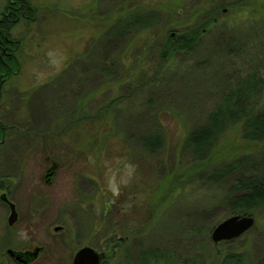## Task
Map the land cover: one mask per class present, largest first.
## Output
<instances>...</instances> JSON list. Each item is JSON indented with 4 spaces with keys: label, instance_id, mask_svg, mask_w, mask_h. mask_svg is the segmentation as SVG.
<instances>
[{
    "label": "rangeland",
    "instance_id": "rangeland-1",
    "mask_svg": "<svg viewBox=\"0 0 264 264\" xmlns=\"http://www.w3.org/2000/svg\"><path fill=\"white\" fill-rule=\"evenodd\" d=\"M239 1L30 0L37 14L11 31L21 41L20 68L12 65L0 102V122L8 129L0 146V188L10 190L21 214L10 227L9 210L0 203V264H15L8 248L34 243L46 245L36 264H72L85 246L104 252L107 264H128L142 247L172 248L195 216H205L208 227L232 216L217 205L226 184L199 178L182 146L215 106L214 86L229 77L264 79V0L236 6ZM10 2L16 1L0 0V20L8 16ZM138 6L160 12L171 7L172 13L162 12L163 24L152 33L111 39L107 33L119 18L113 12L123 16ZM216 8L215 21L191 54L161 61L167 36L205 24ZM151 39L157 43L150 46ZM228 47L231 55L224 51ZM156 114L163 117L166 143L150 156L139 138L157 125ZM44 149L55 150L51 158L63 162L49 187L38 183L47 164L37 150ZM251 159L264 160V142H246L239 123L228 129L203 169L210 174ZM129 163L135 174L113 196L107 179L122 178ZM248 170L249 164L243 171ZM35 208L37 217L31 215ZM253 217L254 226L238 239L221 242L219 249L208 246L204 264H216L218 252L229 250L263 259L264 215ZM21 229L29 239L20 238Z\"/></svg>",
    "mask_w": 264,
    "mask_h": 264
},
{
    "label": "trees",
    "instance_id": "trees-1",
    "mask_svg": "<svg viewBox=\"0 0 264 264\" xmlns=\"http://www.w3.org/2000/svg\"><path fill=\"white\" fill-rule=\"evenodd\" d=\"M10 2L12 7L20 8L19 11L10 10V16H4L0 24V39L12 48L17 47V43L10 42L12 39L11 31L20 21L32 22L37 14L36 8L31 6L30 0H15ZM245 0H240L235 5L239 6ZM159 4V3H157ZM123 4L122 6H125ZM172 7H176L170 4ZM219 8L209 11V18L206 23L187 29L181 34L167 36L163 44L159 58L162 62L167 61L176 53L191 54L200 44V38L205 31V27L215 21V13ZM208 9L198 10L196 13H206ZM166 15L172 13L171 7L164 8L162 11ZM160 11H143L138 6L126 14L119 15L113 12L112 16L119 17L115 24L110 28L107 35L114 41L124 39L129 33L134 31H152L163 24L164 16ZM8 34V35H7ZM10 34V36H9ZM151 46L155 40L151 39ZM154 44V45H155ZM21 45V44H20ZM154 45L151 47L153 48ZM20 46L16 51H18ZM231 55V49L224 50ZM11 52V51H8ZM6 61L16 68H20L17 57L6 55ZM106 73V70H103ZM226 93L218 94L220 88H226ZM216 90V104L204 116L203 121L195 126L183 137L182 152L191 155V170L195 171L199 178L204 179L209 176L214 183H225L226 193L217 200L218 206L225 209L229 215H264V160H239L233 163L224 164L214 168L207 174L203 168L211 161L219 142L228 131L236 124L243 126V139L250 143L264 142V79L258 78L256 74L243 77H229L222 80L221 84L213 87ZM114 101L111 102V105ZM153 109L150 107V110ZM157 125H153L148 132L143 133L139 138V143L145 153L150 156L157 155L165 146L166 138L162 130L164 124L160 114L153 115ZM152 120V119H150ZM161 127V129H160ZM251 165V170L244 172L246 165ZM216 206V207H218ZM207 215L209 212L206 213ZM182 238L172 248H145L141 249L137 257H129L128 264H204V257L207 247L219 249L211 239V232L215 227L204 225L202 217L195 216ZM231 242V241H230ZM227 243V242H225ZM215 245V246H214ZM264 247V241H263ZM218 262L216 264H264V258L253 261L249 256L237 250L218 252Z\"/></svg>",
    "mask_w": 264,
    "mask_h": 264
},
{
    "label": "flooded vegetation",
    "instance_id": "flooded-vegetation-1",
    "mask_svg": "<svg viewBox=\"0 0 264 264\" xmlns=\"http://www.w3.org/2000/svg\"><path fill=\"white\" fill-rule=\"evenodd\" d=\"M11 9H13L15 11L16 10L17 11L20 10V8H16V7H11ZM7 15L10 16V11H8ZM3 17L4 16H2L1 18L3 19ZM2 19L0 20V24L3 22ZM9 36H10V34H9ZM10 38H12V39H9V40H11L10 42H14V43L16 42L17 43V47L16 48H12V47H10L8 45H5L6 43L2 39H0V102L2 100L6 79H7L8 75L10 74V72L15 70V69H13L12 65L8 61H6L5 54L8 55V56L17 57V55H16L17 51L16 50L18 49L19 46L21 47V45H20L21 41L20 40H18V39L15 40V38H13L12 36ZM8 51H11V52H8ZM17 61L19 62V60H17ZM52 125H53V123H52ZM7 131H8L7 126H5L3 123L0 122V146H2L5 143V141H6V132ZM50 142H49V144H50ZM46 151H48L50 154H47L48 152L46 153ZM41 152L44 155H42ZM37 153H39L41 156H45V163L47 164L44 167V171H43V173L40 176V182H38V183L43 184L46 187L52 186L55 183L56 179H57V174L59 175L60 170L63 168V162L61 160L53 161V159L51 157L53 156L54 153H56L55 150H47V149L37 150ZM56 156H57V154H56ZM4 194L7 196L8 200L10 202L15 204L16 211L18 213L17 221L12 226L9 225L10 227H13L18 222V220H19V218L21 216V214L19 213V205H18L17 202H15V200L10 195V190L8 188H4L3 187V190H1V188H0V197L2 195H4ZM0 203L7 207V209L9 210V216H10L11 215V206H10V204L5 202V201H3V200H1V199H0ZM37 213H40V210L35 208L34 212H31V215L33 217H37V215H36ZM9 216H8V224H9ZM31 220H32V218H31ZM60 229H62V227H56L55 231L58 232ZM85 247H89V246H85ZM36 249H40L37 258L32 260V261H30V262H28V263H26V264H36L41 259V257L44 254V252L46 251V245L45 244L41 246V245H36L34 243L30 247H28L26 249H23V250H15V249H11V250H14L16 252H22V253L30 252V253L34 254ZM8 250H10V248L7 249L6 255L10 258V260L13 263H15V264H25V263H20V262L14 260L11 257V255L8 254ZM97 252H99V251H97ZM99 253L103 254V259L101 261V264H107V256H106V254L104 252H99Z\"/></svg>",
    "mask_w": 264,
    "mask_h": 264
},
{
    "label": "water",
    "instance_id": "water-1",
    "mask_svg": "<svg viewBox=\"0 0 264 264\" xmlns=\"http://www.w3.org/2000/svg\"><path fill=\"white\" fill-rule=\"evenodd\" d=\"M0 199L9 203L11 206L9 225L12 226L18 219L15 204L10 202L5 194L2 195ZM255 221V217L251 215H232L213 228L211 239L215 244L238 239L254 226ZM39 251L40 249H36L33 254L30 252H16L10 249L8 250V254L11 255L14 260L26 264L36 259ZM102 259V253L97 252L92 247H83L76 253L72 264H101Z\"/></svg>",
    "mask_w": 264,
    "mask_h": 264
},
{
    "label": "clouds",
    "instance_id": "clouds-1",
    "mask_svg": "<svg viewBox=\"0 0 264 264\" xmlns=\"http://www.w3.org/2000/svg\"><path fill=\"white\" fill-rule=\"evenodd\" d=\"M134 174H135V166L130 163L127 164L125 166V172L122 178L118 179L115 174L108 177L107 179L108 190L112 192L113 196H118L121 191V186L127 185L131 181ZM18 235L20 236L21 239L30 238L28 236L27 231L24 229H21Z\"/></svg>",
    "mask_w": 264,
    "mask_h": 264
}]
</instances>
